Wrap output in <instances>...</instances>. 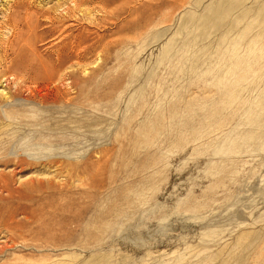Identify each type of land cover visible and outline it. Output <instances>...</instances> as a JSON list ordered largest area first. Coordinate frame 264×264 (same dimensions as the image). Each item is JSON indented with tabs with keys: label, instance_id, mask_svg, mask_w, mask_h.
Segmentation results:
<instances>
[{
	"label": "rangeland",
	"instance_id": "1",
	"mask_svg": "<svg viewBox=\"0 0 264 264\" xmlns=\"http://www.w3.org/2000/svg\"><path fill=\"white\" fill-rule=\"evenodd\" d=\"M0 264H264V0H0Z\"/></svg>",
	"mask_w": 264,
	"mask_h": 264
},
{
	"label": "bare ground",
	"instance_id": "2",
	"mask_svg": "<svg viewBox=\"0 0 264 264\" xmlns=\"http://www.w3.org/2000/svg\"><path fill=\"white\" fill-rule=\"evenodd\" d=\"M15 161H17V160H15ZM13 175V174H12ZM9 179V178H8ZM13 179V178H12ZM9 181V180H8ZM5 182V181H4ZM9 183H10V181H9ZM2 184V183H1ZM6 184H7V182H6ZM5 184V185H6ZM35 185V184H34ZM2 186V185H1ZM6 188L8 187V185L7 186H5ZM11 188V187H10ZM8 189V188H7ZM9 190H11V189H9ZM19 191V190H18ZM9 192V191H8Z\"/></svg>",
	"mask_w": 264,
	"mask_h": 264
}]
</instances>
